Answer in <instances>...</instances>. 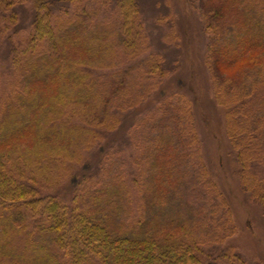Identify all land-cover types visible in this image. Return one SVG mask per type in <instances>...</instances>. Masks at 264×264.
<instances>
[{
    "label": "trees",
    "instance_id": "obj_1",
    "mask_svg": "<svg viewBox=\"0 0 264 264\" xmlns=\"http://www.w3.org/2000/svg\"><path fill=\"white\" fill-rule=\"evenodd\" d=\"M100 1H116L121 22L113 25L114 31L92 21L96 14L83 8L86 0H0V42H6L1 49L13 55L20 78L19 88L0 112V264H249L233 248L216 256L205 250L211 243L204 239L209 233L205 229L217 220L215 207H227L225 198L217 202L220 194L211 193L214 183L200 174L187 194L186 171L174 165V170L164 169L171 166L176 148L189 144L184 132L168 131L170 142L148 148L152 165L162 167L160 177L155 186L143 190L150 194L148 207L128 228L122 218L115 223L116 204L109 188H103L105 201L99 196L102 191L82 198L76 190L74 206L54 193L68 177L76 188L91 179L87 173L84 179L72 173L70 164L80 161L82 152L100 138V130L113 132L121 125L114 109L116 99L127 94V77L101 86L88 67H116V40L135 54L148 48L140 0ZM209 1L214 6L208 9L207 26L214 34L209 65L215 94L224 99L236 91L245 98L264 80V5L248 11L250 0ZM26 3L32 5L34 16L25 45L17 8ZM69 4L77 6L75 14L56 22V11ZM241 5L246 10H240ZM231 11L227 20L223 13ZM149 68L147 73L161 70L159 63ZM237 110L227 116H235ZM261 113L248 128L240 122L227 129L234 146L243 148L238 159L244 168L245 143L264 139ZM164 132L157 137L162 139ZM84 168L90 171L92 165L85 163ZM253 189L264 206L263 180ZM193 191L199 195L195 201L190 199ZM24 214L34 217L37 227L26 232V244L18 252L11 246V228L18 223L26 230Z\"/></svg>",
    "mask_w": 264,
    "mask_h": 264
},
{
    "label": "rangeland",
    "instance_id": "obj_2",
    "mask_svg": "<svg viewBox=\"0 0 264 264\" xmlns=\"http://www.w3.org/2000/svg\"><path fill=\"white\" fill-rule=\"evenodd\" d=\"M84 3L83 8L96 14L92 21L105 24L110 32L114 31L113 25L119 19L121 22L116 1L86 0ZM139 5L148 48L143 47L135 54L116 40V67H88L93 80L101 86L109 85L112 80L119 84L124 76L127 77V94L123 99H116L114 109L121 125L113 132L105 128L100 130V138L82 152L80 161L70 164L72 173H77L81 179L87 173L91 179L76 188L68 177L54 193L74 206L76 190L82 198L84 194L102 191L99 196L105 201L108 195L103 188H109L113 191L111 200L116 204L118 220L115 218V223L122 218L124 229L128 228L148 207L150 194H143V190L155 186L160 177L158 169L162 167L158 165L156 169L152 165L148 148L152 144L156 148L163 141L170 142L168 131L184 132L189 144L183 142L179 151L176 148L170 156L171 166L164 169L174 170L177 166L182 173L186 171L183 180L187 194L202 174L215 185L211 193L220 194L217 202L223 198L227 202V207H215V226L205 229L209 238L204 239L211 242L205 245L206 252H214L216 256L223 249L233 248L249 264H264V206L253 194L257 182H264V139L259 136L245 143L243 153L247 164L244 168L238 159L243 148L234 146L227 130L230 124L239 125L240 122L248 128L249 122L264 112V80L254 85L251 95L245 98L236 91L230 92L227 98H217L209 65L212 62L209 45L214 35L207 26L208 9L214 8L209 0H140ZM262 5L264 0H250L245 6L248 11H254ZM67 7L56 11V22L75 14L76 5ZM241 7L240 10H246ZM17 12L23 27L21 42L26 45L32 31V5L23 4ZM223 14L231 20L234 11ZM1 43L5 45L6 42H0V112L6 108V102L11 101L20 80L13 55L1 49ZM150 63H159L161 70L147 73ZM124 70L126 73L122 74ZM236 110L239 113L235 116H227ZM161 131H165L162 139L157 137ZM85 163L92 165L90 171L84 168ZM198 197V191H193L190 199L195 201ZM26 213L30 215V211ZM16 215L19 220L20 215ZM27 215H23L26 230L21 231L23 226L18 223L11 228V246L18 252L26 244V232L37 227V220Z\"/></svg>",
    "mask_w": 264,
    "mask_h": 264
}]
</instances>
